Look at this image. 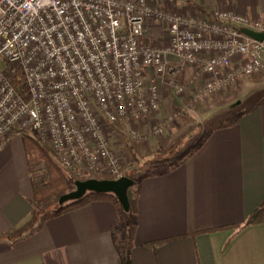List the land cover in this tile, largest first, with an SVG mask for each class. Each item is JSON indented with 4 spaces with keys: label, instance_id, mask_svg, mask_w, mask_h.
<instances>
[{
    "label": "built area",
    "instance_id": "obj_1",
    "mask_svg": "<svg viewBox=\"0 0 264 264\" xmlns=\"http://www.w3.org/2000/svg\"><path fill=\"white\" fill-rule=\"evenodd\" d=\"M171 0H0V149L14 135L34 134L59 163L83 177L124 175L105 125L126 124L158 110L157 78L184 66L209 76L192 102L264 68V20L231 9L176 11ZM167 26V41L144 42L147 26ZM14 63L28 98L3 70ZM191 103V102H190ZM173 115L151 125L158 134ZM133 140L147 131L131 129ZM96 175V176H97Z\"/></svg>",
    "mask_w": 264,
    "mask_h": 264
},
{
    "label": "crops",
    "instance_id": "obj_2",
    "mask_svg": "<svg viewBox=\"0 0 264 264\" xmlns=\"http://www.w3.org/2000/svg\"><path fill=\"white\" fill-rule=\"evenodd\" d=\"M176 11L231 9L264 20V0H171ZM187 67V66H186ZM214 129L179 166L139 180L130 264H264V98ZM20 136L0 149V264H120L114 205L92 201L32 224Z\"/></svg>",
    "mask_w": 264,
    "mask_h": 264
},
{
    "label": "rangeland",
    "instance_id": "obj_3",
    "mask_svg": "<svg viewBox=\"0 0 264 264\" xmlns=\"http://www.w3.org/2000/svg\"><path fill=\"white\" fill-rule=\"evenodd\" d=\"M167 34L166 25L153 23L147 26L145 38L147 42L162 44L167 41ZM193 69L191 66H184L174 76V79L184 87L180 94L168 83L167 76L156 79L161 95L157 111L145 117L127 120L124 125L118 122L105 125L110 147L117 156L122 171L124 168L135 170L137 177L144 172H161V168L154 167L148 162L156 154L158 146H161L168 155H183L210 126L226 119L233 108L246 109L264 98L263 68L250 76L236 80L227 88L216 90L211 95L192 102L193 93L209 78L203 75L195 77ZM169 115H173L169 126L161 133L151 132L152 124L163 122ZM131 129L147 131V138L133 140L129 135ZM41 142L59 163L49 145ZM36 171L38 176H44L46 174L44 164H38ZM97 176L105 178L102 175ZM54 206L55 204H51L49 208Z\"/></svg>",
    "mask_w": 264,
    "mask_h": 264
},
{
    "label": "trees",
    "instance_id": "obj_4",
    "mask_svg": "<svg viewBox=\"0 0 264 264\" xmlns=\"http://www.w3.org/2000/svg\"><path fill=\"white\" fill-rule=\"evenodd\" d=\"M144 42H147L146 38L144 39ZM3 72L9 79L11 84L14 86L16 91L25 99H27V87L22 73L16 66V64L7 62ZM245 111L247 110L244 108H233L228 113L226 119L210 126L204 133L200 135L199 139L194 144L190 145L187 148L183 155H168L162 150L161 146H158L159 149L156 151V154L154 155V157L150 158L148 162L152 163L154 167L161 168V172L179 166L204 143L206 138L214 129L229 125L234 121H237ZM20 139L24 148L31 181V203L33 207V219L31 223L34 224L40 216L43 219H50L61 213L84 206L92 201H109L114 205L116 209L119 220V228L121 231V244L119 245L120 264H130L129 239L135 225V200L138 193L139 180L143 176L156 174L158 172H144L140 174L139 177H137V171L132 170V172L129 169L124 168V175L134 180V184L128 190V197L130 202V209L128 212L123 210L118 198L110 192L88 191L78 199L59 204L58 198L62 194L73 190L75 188L76 180L102 177H98L92 173L87 177H83L65 169L56 161L54 156L49 152V150L45 147L41 140L34 134L22 132L20 134ZM40 163H43L46 168V174L44 176L37 175L36 166ZM51 204H55V206L49 208ZM263 221L264 200L252 210V212L245 219L242 225L245 226Z\"/></svg>",
    "mask_w": 264,
    "mask_h": 264
},
{
    "label": "water",
    "instance_id": "obj_5",
    "mask_svg": "<svg viewBox=\"0 0 264 264\" xmlns=\"http://www.w3.org/2000/svg\"><path fill=\"white\" fill-rule=\"evenodd\" d=\"M241 31L258 40L264 39L262 32L254 31L249 28H241ZM134 184V180L126 175L119 178H87L75 181V188L67 193L62 194L58 198V203L78 199L88 191L94 192H110L119 200L124 211L130 209L128 190Z\"/></svg>",
    "mask_w": 264,
    "mask_h": 264
}]
</instances>
